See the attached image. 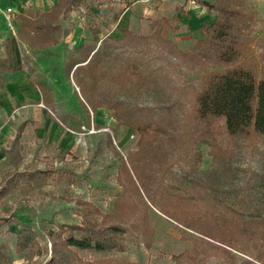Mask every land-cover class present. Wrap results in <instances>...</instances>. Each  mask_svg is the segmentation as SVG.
Segmentation results:
<instances>
[{
    "label": "rangeland",
    "instance_id": "obj_1",
    "mask_svg": "<svg viewBox=\"0 0 264 264\" xmlns=\"http://www.w3.org/2000/svg\"><path fill=\"white\" fill-rule=\"evenodd\" d=\"M189 1L83 0L47 48L30 46L28 29L18 33L20 14L5 24L52 116L28 120L22 159L5 163L0 264H264V228L187 225L200 217L222 229L218 214L264 218V136L250 128L232 137L224 118L196 113L211 76L240 68L264 79V0ZM221 7L236 11L230 63L215 48L193 50ZM124 110L156 133L154 153L138 150L139 135L114 117ZM90 223L109 229L116 247L57 245Z\"/></svg>",
    "mask_w": 264,
    "mask_h": 264
},
{
    "label": "trees",
    "instance_id": "obj_2",
    "mask_svg": "<svg viewBox=\"0 0 264 264\" xmlns=\"http://www.w3.org/2000/svg\"><path fill=\"white\" fill-rule=\"evenodd\" d=\"M83 0H59L58 3L48 12L42 15V18L30 21L37 43L41 45L54 44L56 38L53 32L58 29L59 18L65 16L71 9L81 6ZM217 17L211 25H201L200 31L204 38L198 40L193 45V50L215 48L219 58L224 63H230L233 59L234 52L229 45V31L233 26V17L236 11L219 8ZM160 21L167 22L166 18ZM157 21H152L154 26ZM127 34V33H125ZM7 49H10L11 56L8 59H0V70L5 72L16 71L20 68V59L18 57V49L16 39H9ZM81 49H94V47L84 46ZM196 113L199 118L222 117L225 120V126L228 134L232 137L244 136L248 134L250 128L261 136H264V79L256 81L253 75L240 68H232L221 74L211 76L206 86L202 89L197 97ZM114 117L119 123L127 125L133 132L139 135L138 150L145 154L154 153L157 150V144L153 141L156 133L150 132L149 123L141 121L136 112L133 111H116ZM23 126V125H22ZM19 128V132L22 129ZM20 134L18 133L12 141L10 149L18 150ZM215 181L209 185L215 188ZM178 211H183L179 210ZM195 215H192L194 218ZM215 219H222L224 223L222 229L213 225L202 224L200 217L194 218L193 221L198 223H188L189 226H195L197 231L211 233L215 230L218 232H234L237 234H254V232H262L264 228V218L260 220H251L250 223L241 218L237 213L234 215L218 214ZM200 223V224H199ZM206 224H209L207 222ZM257 226H261L258 228ZM117 228V227H108ZM72 229H78L81 232L80 237L75 238L68 236L65 239H59L57 245L62 248L74 246L78 249H97L108 250L116 247V243L110 236L109 229L100 228L93 223L88 226H73ZM55 244V243H54ZM55 246V245H54Z\"/></svg>",
    "mask_w": 264,
    "mask_h": 264
},
{
    "label": "crops",
    "instance_id": "obj_3",
    "mask_svg": "<svg viewBox=\"0 0 264 264\" xmlns=\"http://www.w3.org/2000/svg\"><path fill=\"white\" fill-rule=\"evenodd\" d=\"M58 1L59 0H0V7L2 9L11 7L13 9L12 17L15 14H20L18 33L20 34L22 29H28V35L33 39V41H30V43L28 42L30 46L36 48H47L57 43V37L55 36V31L57 29L53 32V36L56 38V42L54 44L40 46V44L37 43L38 41L35 38V34L31 26L28 23L30 21L41 19L42 15L53 8L58 3ZM155 1L156 0H150V2L152 3ZM161 1L162 5H164L166 2V4H169L173 0ZM174 1L177 4H189L190 2L189 0ZM189 10L190 8L188 9V11ZM174 12L176 18H179V11ZM161 17L167 18L168 13L161 14ZM61 18H59V20ZM5 24H7V20L3 14H0V59H8L11 56L10 49H7V44L10 38L14 37L18 46V38L13 35V32L11 33L6 29ZM16 50L20 59V68L16 71L11 72L0 70V182L2 181V175L4 173L5 167H10L6 166L5 164L8 158L10 159L12 155L14 156L15 167L18 166L20 160L22 159L21 149L24 142V137L28 129L32 127V123L28 120L35 122L37 120H46V122L49 123V115H51L50 109L42 101L38 83L34 82L33 77L28 73L26 67L24 66L22 49L18 48ZM37 50L43 51L46 49ZM52 50L57 51L58 49ZM48 78L49 76L41 75L42 81H48ZM16 125L17 128L15 127ZM20 126H22V129L19 132ZM38 128L41 130V126H39ZM18 133L20 134V148L18 150L16 149L12 151L10 147L12 141ZM8 191V185H0V201L8 193Z\"/></svg>",
    "mask_w": 264,
    "mask_h": 264
},
{
    "label": "built area",
    "instance_id": "obj_4",
    "mask_svg": "<svg viewBox=\"0 0 264 264\" xmlns=\"http://www.w3.org/2000/svg\"><path fill=\"white\" fill-rule=\"evenodd\" d=\"M0 14H3L6 18L7 22L11 25V18L13 14V9L11 7H6L5 9H2L0 7Z\"/></svg>",
    "mask_w": 264,
    "mask_h": 264
}]
</instances>
